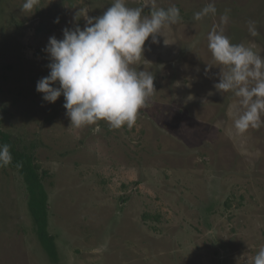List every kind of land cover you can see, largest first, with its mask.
Segmentation results:
<instances>
[{"label": "rangeland", "instance_id": "1", "mask_svg": "<svg viewBox=\"0 0 264 264\" xmlns=\"http://www.w3.org/2000/svg\"><path fill=\"white\" fill-rule=\"evenodd\" d=\"M23 3L0 0V127L19 148L32 146L47 170L48 230L59 263L252 264L264 247V126L235 130L238 98L214 88L220 66L208 34L230 10L224 34L264 56V0H155L158 8L178 7L182 19L158 43L149 37L132 66L154 75L156 91L131 129L103 120L70 127L63 95L48 103L36 91L50 71L49 37L62 39L79 10L103 15L112 0H41L34 13ZM209 3L217 14L194 20ZM249 21L258 36L249 34ZM0 264H53L32 231L24 183L10 168L0 169Z\"/></svg>", "mask_w": 264, "mask_h": 264}, {"label": "clouds", "instance_id": "2", "mask_svg": "<svg viewBox=\"0 0 264 264\" xmlns=\"http://www.w3.org/2000/svg\"><path fill=\"white\" fill-rule=\"evenodd\" d=\"M40 4L41 0H24L21 10L34 13ZM145 7L149 8L148 15L143 14ZM229 11L225 10L220 24L209 32L208 49L220 66L214 88L222 96L231 92L238 98L239 114L234 128L238 134H244L250 128L264 126V56L243 43H232L224 34ZM209 14H217L214 3L195 12L193 19L200 21ZM81 17L86 21L83 28L78 24ZM181 19L178 7L158 8L155 0L134 8L127 5V0H112L99 17L79 10L73 18L75 26L65 27L62 39L49 37L43 51L48 54L50 71L38 80L36 91L48 103H55L63 95L70 127L79 129L103 120L110 129H131L139 111L147 107L149 97L156 91L154 75L132 66L144 58L149 37L152 43H158L162 30ZM54 22L59 23V18ZM248 32L253 37L259 35L255 21L248 22ZM207 71L208 68L206 74ZM12 160L10 146L0 145V168L10 165ZM252 264H264V247Z\"/></svg>", "mask_w": 264, "mask_h": 264}, {"label": "trees", "instance_id": "3", "mask_svg": "<svg viewBox=\"0 0 264 264\" xmlns=\"http://www.w3.org/2000/svg\"><path fill=\"white\" fill-rule=\"evenodd\" d=\"M2 144L10 146L13 160L10 165L0 169L10 168L17 171L24 183L26 206L32 220V231L49 260L53 264H60L55 237L48 230V195L43 183L47 170H43L36 161L32 153V146H30L31 149L26 148L25 150L19 148L9 133L0 127V145ZM17 164L21 166L17 167Z\"/></svg>", "mask_w": 264, "mask_h": 264}]
</instances>
